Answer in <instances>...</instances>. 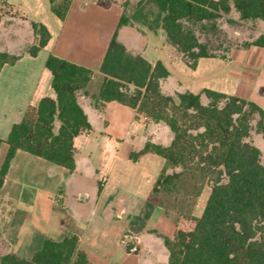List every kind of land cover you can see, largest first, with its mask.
Segmentation results:
<instances>
[{"label": "crops", "instance_id": "obj_1", "mask_svg": "<svg viewBox=\"0 0 264 264\" xmlns=\"http://www.w3.org/2000/svg\"><path fill=\"white\" fill-rule=\"evenodd\" d=\"M0 1L10 8L4 12L9 14L0 17V52L19 58L14 64L0 65V173L13 126L42 99L56 100L47 58L55 55L94 73L90 85L79 93L92 129L75 138V170L22 150L13 158L0 190V258L13 253L31 259L46 239L76 236L91 264H169L165 240H175L179 227L150 201L165 159L147 153L133 162L131 155L148 142L168 146L172 133L137 109L95 99L104 81L100 68L124 13V1L104 5L97 0H73L65 20L53 14L49 0ZM32 22L44 24L51 33L37 57L26 52L37 41ZM218 24L229 37L248 44L264 34V21L243 22L233 7ZM234 26L246 27L249 36ZM126 29L120 38L133 53L152 65L161 62L169 71L164 93L212 90L252 101L264 111V48L237 44L225 49L223 57L200 59L192 69L168 43L162 28H131L130 38L140 40L132 46L123 39ZM202 100L207 103L204 96ZM258 135L264 155L262 135ZM102 178L107 180L103 185ZM210 194L211 188L206 187L196 211ZM127 234L139 246L134 254L122 241Z\"/></svg>", "mask_w": 264, "mask_h": 264}, {"label": "trees", "instance_id": "obj_2", "mask_svg": "<svg viewBox=\"0 0 264 264\" xmlns=\"http://www.w3.org/2000/svg\"><path fill=\"white\" fill-rule=\"evenodd\" d=\"M73 0H49L51 11L65 20ZM109 5L114 0H97ZM124 13L110 40L100 72L104 75L97 103L117 101L137 109L154 123H163L172 133L168 146L148 142L133 152L138 162L153 153L165 159L150 201L163 208L165 216L178 227L175 240H165L169 264H264V163L263 153L250 140L255 115L256 130L264 138V111L254 102L212 90L202 94L189 91L164 93L163 82L170 73L158 62L149 63L121 40L129 26ZM155 8L154 25L162 28L169 44L195 69L200 59L222 55L199 34L224 32L218 21L232 7L243 22L264 21V0H143L138 6ZM37 41L27 48L32 57L51 40L49 29L32 22ZM133 26V24H131ZM264 48V34L252 44ZM219 53V54H218ZM19 58L0 52V65ZM46 68L52 73L56 100L46 97L27 109L7 140L9 152L0 173V190L18 150L41 157L71 172L75 170V138L91 131L79 93L92 82V70L50 55ZM207 99L203 102L202 97ZM3 140L0 139V145ZM207 185L211 194L201 216L198 199ZM0 264H91L79 248V239H46L31 259L13 253Z\"/></svg>", "mask_w": 264, "mask_h": 264}, {"label": "rangeland", "instance_id": "obj_3", "mask_svg": "<svg viewBox=\"0 0 264 264\" xmlns=\"http://www.w3.org/2000/svg\"><path fill=\"white\" fill-rule=\"evenodd\" d=\"M123 1H124V3L125 2H129L128 7H126V9H125V11H126L125 14L128 17V19H129V26H127V29L125 30V32L122 31L123 32V39L132 46L133 42L140 41V40L138 38V40L134 41L133 38H130V36H131L130 34L131 33H129V31L131 30V28H133V30H140V31L143 30V29L152 30L149 27L151 25H154L153 21H154L156 13H155V10L150 5H147V6H145L144 8L141 9V7L138 6V2L140 0H123ZM103 4L105 5L106 3H103ZM7 14H9V13H4V14L2 13V15H0V17H4ZM131 24H133V26H131ZM134 25H137V27H135ZM244 26L243 27L234 26V27H239V28H235V29L242 31L243 33H247L246 37H248L249 36L248 30ZM123 29H124V27L121 30H123ZM199 37H200L202 42H204L206 44L210 43V47L212 49H215V50H223V49L225 50V49H227V48H229L231 46H235L237 44L241 45V46H245V42H243V41L239 42V41L229 37V35L227 33H225V32H220L218 34L206 33V35H204L203 33H200ZM141 43H142V39H141ZM139 45H140V43H139ZM141 115L144 118L147 117L144 114H141ZM259 120H260V117L258 115H255V121L252 123V128L253 129L251 131V136H250L249 140L253 141V142L255 140V144L254 145L257 146L258 148L262 149L263 145L260 144L259 141H257V137L259 135H258L257 130H256V122H258ZM261 141L264 144V139L262 137H261ZM262 160H263V163H264V155H263ZM206 187H208V190H209V188H211L210 185H207ZM206 203L207 202L205 200H204V202L201 203V205H200L201 208L197 211V213L199 215H201L202 212L204 211Z\"/></svg>", "mask_w": 264, "mask_h": 264}, {"label": "built area", "instance_id": "obj_4", "mask_svg": "<svg viewBox=\"0 0 264 264\" xmlns=\"http://www.w3.org/2000/svg\"><path fill=\"white\" fill-rule=\"evenodd\" d=\"M0 15H2V13L9 11L10 8L4 4V2L0 1ZM106 178H102L101 179V183L102 185L106 183ZM123 243L125 244V246H127L128 250L130 253H136L139 250V246L137 244L136 238H134L133 236L127 234L123 237Z\"/></svg>", "mask_w": 264, "mask_h": 264}]
</instances>
